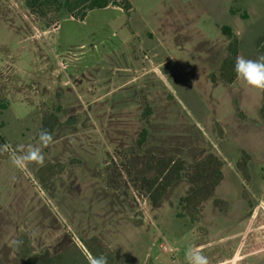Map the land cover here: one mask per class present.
<instances>
[{
  "label": "rangeland",
  "instance_id": "rangeland-1",
  "mask_svg": "<svg viewBox=\"0 0 264 264\" xmlns=\"http://www.w3.org/2000/svg\"><path fill=\"white\" fill-rule=\"evenodd\" d=\"M28 1L0 0V264H264V91L222 72L264 56V0Z\"/></svg>",
  "mask_w": 264,
  "mask_h": 264
},
{
  "label": "clouds",
  "instance_id": "clouds-1",
  "mask_svg": "<svg viewBox=\"0 0 264 264\" xmlns=\"http://www.w3.org/2000/svg\"><path fill=\"white\" fill-rule=\"evenodd\" d=\"M236 78L243 81L248 87L264 91V56L258 59H248L244 56H237L234 64ZM53 142L50 132L43 130L39 133V144L29 146L26 150L11 152L12 165L20 170L26 171L29 165L35 164L44 166L45 155L41 146H48ZM188 264H209L206 256L202 255L199 249L190 247L186 252ZM89 264H108L107 258L103 255L90 257Z\"/></svg>",
  "mask_w": 264,
  "mask_h": 264
},
{
  "label": "trees",
  "instance_id": "trees-1",
  "mask_svg": "<svg viewBox=\"0 0 264 264\" xmlns=\"http://www.w3.org/2000/svg\"><path fill=\"white\" fill-rule=\"evenodd\" d=\"M57 3V0H29L28 1V8L30 11L35 12L36 9L40 7H45L47 5H53ZM65 7L67 8L68 12L72 14L73 18L85 20L88 13L93 10H102L107 9L110 7H118L123 10L124 13L130 14L133 11V6L129 0H66ZM78 12V13H76ZM223 30L226 34L231 35V31L228 27H224ZM231 56L230 58L224 63L222 68V72L225 71L226 66L230 63H234V58L237 56L236 48L231 47ZM236 74L234 71V75L229 82H232L235 78ZM147 130L144 129L141 134V138L139 140V144L142 145L146 140ZM217 176L220 178L219 180L215 181V184H219L222 178V173L219 169L216 171ZM188 200V197L186 198Z\"/></svg>",
  "mask_w": 264,
  "mask_h": 264
}]
</instances>
